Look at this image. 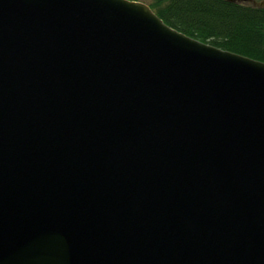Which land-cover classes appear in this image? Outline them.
Segmentation results:
<instances>
[{
  "label": "water",
  "instance_id": "95a60500",
  "mask_svg": "<svg viewBox=\"0 0 264 264\" xmlns=\"http://www.w3.org/2000/svg\"><path fill=\"white\" fill-rule=\"evenodd\" d=\"M0 264H264V61L139 0H0Z\"/></svg>",
  "mask_w": 264,
  "mask_h": 264
},
{
  "label": "trees",
  "instance_id": "16d2710c",
  "mask_svg": "<svg viewBox=\"0 0 264 264\" xmlns=\"http://www.w3.org/2000/svg\"><path fill=\"white\" fill-rule=\"evenodd\" d=\"M139 1L149 4L167 25L188 36L264 61V0Z\"/></svg>",
  "mask_w": 264,
  "mask_h": 264
},
{
  "label": "rangeland",
  "instance_id": "374dc122",
  "mask_svg": "<svg viewBox=\"0 0 264 264\" xmlns=\"http://www.w3.org/2000/svg\"><path fill=\"white\" fill-rule=\"evenodd\" d=\"M246 3H248V2H246Z\"/></svg>",
  "mask_w": 264,
  "mask_h": 264
}]
</instances>
